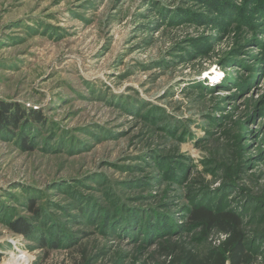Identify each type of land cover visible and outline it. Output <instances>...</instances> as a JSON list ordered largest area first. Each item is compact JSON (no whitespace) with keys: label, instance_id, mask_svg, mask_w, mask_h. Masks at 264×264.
I'll use <instances>...</instances> for the list:
<instances>
[{"label":"rangeland","instance_id":"obj_1","mask_svg":"<svg viewBox=\"0 0 264 264\" xmlns=\"http://www.w3.org/2000/svg\"><path fill=\"white\" fill-rule=\"evenodd\" d=\"M3 103L0 264H264V0H0Z\"/></svg>","mask_w":264,"mask_h":264},{"label":"trees","instance_id":"obj_2","mask_svg":"<svg viewBox=\"0 0 264 264\" xmlns=\"http://www.w3.org/2000/svg\"><path fill=\"white\" fill-rule=\"evenodd\" d=\"M24 119L33 120L36 123L43 122L40 112L33 111L26 113L19 107H12L8 104L0 105V128L5 126L15 127ZM28 140L24 141L26 144ZM26 149H32L26 146ZM190 220L204 226L206 231H217L225 235V240L221 245V252L212 253L209 260L214 264H248L251 256L245 245V237L241 230V220L234 212L211 210L205 206H193L190 209ZM10 229L19 235L29 236L31 225L24 219H17L9 225Z\"/></svg>","mask_w":264,"mask_h":264}]
</instances>
